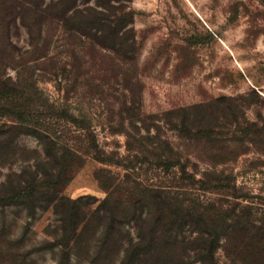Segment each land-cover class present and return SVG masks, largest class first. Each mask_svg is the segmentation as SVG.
<instances>
[{
    "label": "rangeland",
    "instance_id": "rangeland-1",
    "mask_svg": "<svg viewBox=\"0 0 264 264\" xmlns=\"http://www.w3.org/2000/svg\"><path fill=\"white\" fill-rule=\"evenodd\" d=\"M183 110L221 138L244 119L258 135L191 156L195 180L210 174L189 185ZM52 140L70 154L50 188ZM25 185L0 227L28 264H264L231 234L264 233V0H0V198Z\"/></svg>",
    "mask_w": 264,
    "mask_h": 264
},
{
    "label": "trees",
    "instance_id": "trees-1",
    "mask_svg": "<svg viewBox=\"0 0 264 264\" xmlns=\"http://www.w3.org/2000/svg\"><path fill=\"white\" fill-rule=\"evenodd\" d=\"M187 110H190V109H187ZM187 110L182 111L183 116L181 117L179 121V125H178V130L180 133L179 135H181L182 139H184L186 142L191 143V141L195 140L196 142L195 145L196 147H199V148H196L193 151H189L185 146V148H183L184 150L180 151L181 155L179 154L178 150L176 151L178 153L174 154L175 151L173 147H171L170 142H167V146L169 148L170 154L165 159V166L167 168L174 166L175 164L172 163V154L173 155L179 154L181 158L182 157L185 158L184 162H179V159L177 162L180 165L179 167H180L181 179L189 183V185L194 184L195 181L200 184H206L209 180L208 175L210 174V171L205 169V171L201 173L200 179L195 180V172L193 170L189 171L188 166H187L188 165L187 163L189 162L190 157L192 156V158H194L196 161L199 162L200 161L199 153L201 151H204L207 157H210L211 155L216 156L218 153L222 151L224 152L225 149L227 148L230 149V144L234 142H241L239 138L242 135L251 134L252 136H257L259 123L257 121L251 122L245 119L241 122L236 121L234 122L235 123L234 127L230 129L231 131L229 132V134L225 136L224 138H221L220 132L216 130V127L209 125L206 122H203L200 125H196L195 124L196 119L190 116L189 114H186ZM71 121L75 122L76 119L73 118L72 116ZM174 127H177V126H174ZM47 139L51 140L49 137ZM199 142H201L200 146L198 145ZM218 142L222 144L226 143L228 145H216ZM52 144L56 145V149H54V155L59 154L58 159L61 160V164H60V168L58 169L56 173L55 182L51 181L47 183V185L50 186V188L55 187L57 184L61 183V181L66 182L68 180L67 176L63 175L62 173L64 169L68 168L69 164L66 162V159H67V153H69L68 151H70L66 147L59 146L55 140H52ZM92 147H94L95 149L96 146L93 145ZM232 149H235V147ZM97 151L98 150L95 149L96 153ZM83 152L89 153L88 150H83ZM44 153L46 155V150L44 151ZM94 157L95 159L99 161H103V158H100L98 154H94ZM54 158L57 159L56 156ZM195 164L196 163H193V166H196ZM33 190L35 191L36 189L32 188L29 185H25V186H22L21 188L11 190L8 192V194L0 198V204L2 203V205H4L5 207L9 205H14L12 204V202L18 201V200H24L33 192ZM55 199L56 198L54 196L52 200H55ZM167 205H170L169 201H167ZM0 207L3 208V206H0ZM186 208L187 209H185V212L187 213L186 215L188 216L190 215L189 210H188L189 207L186 206ZM249 216L250 215L248 214L247 216L248 218H246L244 222L249 221ZM204 217H207V215L205 214ZM231 234L241 239L240 243L235 246L234 252H232L234 253L235 256L238 257L240 255L245 254V252L247 254H250L249 253L250 248L253 250L255 246L258 249L262 248V250L264 251V243H260L261 240L264 238V233H262L260 229H255L254 226L250 228H247L246 226H241L239 228L234 227L231 230ZM206 236L207 238L204 236H201L200 239L201 241L203 240V242H205L206 244V247H207L206 256L213 257L214 252H215L214 249L217 246L218 236L212 233H206ZM23 237L24 235H21V237L17 236L15 238H10L9 234L5 232V228L3 226L0 227V264H28L27 254H23L21 252L23 248ZM249 241L251 242L256 241L257 243H250ZM63 252L65 253V251ZM256 253H259V252H256ZM58 264H62V263H58Z\"/></svg>",
    "mask_w": 264,
    "mask_h": 264
}]
</instances>
